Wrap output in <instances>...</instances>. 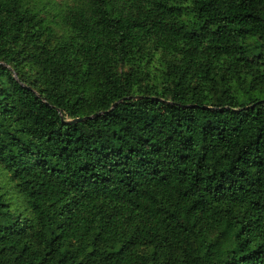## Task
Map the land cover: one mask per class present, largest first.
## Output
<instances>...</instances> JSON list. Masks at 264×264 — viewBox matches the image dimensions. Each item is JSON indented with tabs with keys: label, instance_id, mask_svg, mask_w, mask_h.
I'll return each instance as SVG.
<instances>
[{
	"label": "trees",
	"instance_id": "16d2710c",
	"mask_svg": "<svg viewBox=\"0 0 264 264\" xmlns=\"http://www.w3.org/2000/svg\"><path fill=\"white\" fill-rule=\"evenodd\" d=\"M67 1L0 0V264H264V0Z\"/></svg>",
	"mask_w": 264,
	"mask_h": 264
},
{
	"label": "rangeland",
	"instance_id": "374dc122",
	"mask_svg": "<svg viewBox=\"0 0 264 264\" xmlns=\"http://www.w3.org/2000/svg\"><path fill=\"white\" fill-rule=\"evenodd\" d=\"M31 1L40 4V6L44 7L46 9V12L52 16L59 15V13L63 12L65 7L69 4V1L67 0H31ZM2 178L3 177H1L0 180H2Z\"/></svg>",
	"mask_w": 264,
	"mask_h": 264
},
{
	"label": "water",
	"instance_id": "95a60500",
	"mask_svg": "<svg viewBox=\"0 0 264 264\" xmlns=\"http://www.w3.org/2000/svg\"><path fill=\"white\" fill-rule=\"evenodd\" d=\"M118 104V103H117ZM117 104H114L113 108L116 107ZM97 115H95L94 117H96ZM93 118V117H91ZM91 118H83V119H75V120H72V121H69V123H77V122H81L83 120H86V119H91Z\"/></svg>",
	"mask_w": 264,
	"mask_h": 264
}]
</instances>
